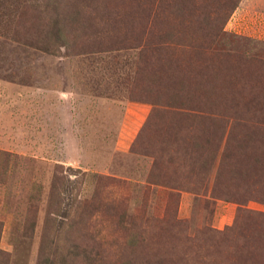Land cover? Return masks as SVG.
<instances>
[{
    "label": "rangeland",
    "instance_id": "rangeland-1",
    "mask_svg": "<svg viewBox=\"0 0 264 264\" xmlns=\"http://www.w3.org/2000/svg\"><path fill=\"white\" fill-rule=\"evenodd\" d=\"M264 0H0V264H264Z\"/></svg>",
    "mask_w": 264,
    "mask_h": 264
},
{
    "label": "crops",
    "instance_id": "crops-1",
    "mask_svg": "<svg viewBox=\"0 0 264 264\" xmlns=\"http://www.w3.org/2000/svg\"><path fill=\"white\" fill-rule=\"evenodd\" d=\"M263 29L262 27H258L257 30L259 31V33L263 32Z\"/></svg>",
    "mask_w": 264,
    "mask_h": 264
}]
</instances>
